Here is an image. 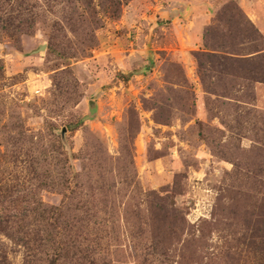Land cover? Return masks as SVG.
Listing matches in <instances>:
<instances>
[{
  "label": "rangeland",
  "instance_id": "1",
  "mask_svg": "<svg viewBox=\"0 0 264 264\" xmlns=\"http://www.w3.org/2000/svg\"><path fill=\"white\" fill-rule=\"evenodd\" d=\"M169 5L0 0V264H264V37Z\"/></svg>",
  "mask_w": 264,
  "mask_h": 264
},
{
  "label": "crops",
  "instance_id": "2",
  "mask_svg": "<svg viewBox=\"0 0 264 264\" xmlns=\"http://www.w3.org/2000/svg\"><path fill=\"white\" fill-rule=\"evenodd\" d=\"M169 6H183L184 9L187 10V18L186 20L191 22L190 28H193L194 33L191 34L188 38H185V43L182 44L181 47H185V49H189L191 51L199 50L201 47V42L203 41V36L206 27L212 20L211 10L216 9L218 7L219 0H166ZM173 1V2H172ZM239 6L244 11L246 16L252 22V24L256 27L258 32L264 37V0H237ZM169 8V7H168ZM187 8V9H186ZM161 13V14H160ZM160 17H168L170 15L169 12H160ZM179 12L172 14V16H177ZM165 15V16H164ZM155 18V17H154ZM178 18H175V22ZM194 20V22H193ZM193 25V27H192ZM179 39V38H178ZM185 58H188L185 56ZM193 62V59H189ZM194 63V62H193ZM257 91V100L258 105L264 106V85L258 83L256 85Z\"/></svg>",
  "mask_w": 264,
  "mask_h": 264
},
{
  "label": "trees",
  "instance_id": "3",
  "mask_svg": "<svg viewBox=\"0 0 264 264\" xmlns=\"http://www.w3.org/2000/svg\"><path fill=\"white\" fill-rule=\"evenodd\" d=\"M262 36V35H261ZM257 55H264V50H260Z\"/></svg>",
  "mask_w": 264,
  "mask_h": 264
},
{
  "label": "water",
  "instance_id": "4",
  "mask_svg": "<svg viewBox=\"0 0 264 264\" xmlns=\"http://www.w3.org/2000/svg\"><path fill=\"white\" fill-rule=\"evenodd\" d=\"M44 49V48H43Z\"/></svg>",
  "mask_w": 264,
  "mask_h": 264
}]
</instances>
